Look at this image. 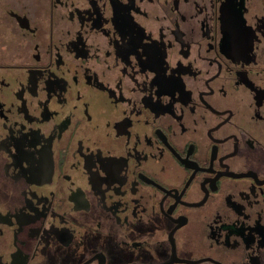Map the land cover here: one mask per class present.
Instances as JSON below:
<instances>
[{
  "label": "flooded vegetation",
  "instance_id": "flooded-vegetation-1",
  "mask_svg": "<svg viewBox=\"0 0 264 264\" xmlns=\"http://www.w3.org/2000/svg\"><path fill=\"white\" fill-rule=\"evenodd\" d=\"M0 264H264V0H0Z\"/></svg>",
  "mask_w": 264,
  "mask_h": 264
}]
</instances>
